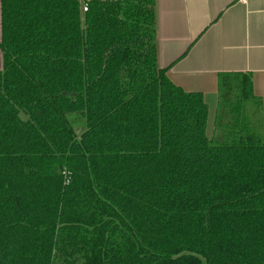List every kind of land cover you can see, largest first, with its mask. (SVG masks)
Returning <instances> with one entry per match:
<instances>
[{"label": "trees", "instance_id": "16d2710c", "mask_svg": "<svg viewBox=\"0 0 264 264\" xmlns=\"http://www.w3.org/2000/svg\"><path fill=\"white\" fill-rule=\"evenodd\" d=\"M154 39V0H0V264H264L250 79L218 74L207 136Z\"/></svg>", "mask_w": 264, "mask_h": 264}, {"label": "crops", "instance_id": "0c3cea01", "mask_svg": "<svg viewBox=\"0 0 264 264\" xmlns=\"http://www.w3.org/2000/svg\"><path fill=\"white\" fill-rule=\"evenodd\" d=\"M154 25L156 64L171 84L202 95L207 136L220 73L247 75L264 111V0H154Z\"/></svg>", "mask_w": 264, "mask_h": 264}, {"label": "rangeland", "instance_id": "374dc122", "mask_svg": "<svg viewBox=\"0 0 264 264\" xmlns=\"http://www.w3.org/2000/svg\"><path fill=\"white\" fill-rule=\"evenodd\" d=\"M68 119L70 124L72 125L75 135H79L81 131L84 130V121L83 119L76 115V114H70L68 115Z\"/></svg>", "mask_w": 264, "mask_h": 264}, {"label": "built area", "instance_id": "2783aa9c", "mask_svg": "<svg viewBox=\"0 0 264 264\" xmlns=\"http://www.w3.org/2000/svg\"><path fill=\"white\" fill-rule=\"evenodd\" d=\"M86 8H87L86 3L85 2H81L80 10H81L82 13L86 11Z\"/></svg>", "mask_w": 264, "mask_h": 264}]
</instances>
